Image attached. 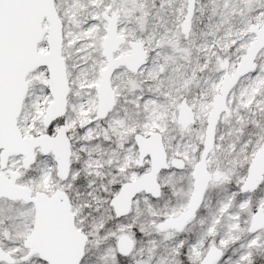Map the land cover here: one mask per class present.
I'll return each mask as SVG.
<instances>
[{"label":"snow or ice","instance_id":"6c2138e0","mask_svg":"<svg viewBox=\"0 0 264 264\" xmlns=\"http://www.w3.org/2000/svg\"><path fill=\"white\" fill-rule=\"evenodd\" d=\"M0 264H264V0H0Z\"/></svg>","mask_w":264,"mask_h":264}]
</instances>
